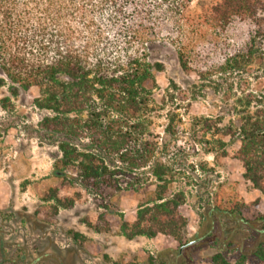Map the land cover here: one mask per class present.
Returning <instances> with one entry per match:
<instances>
[{
  "label": "trees",
  "instance_id": "1",
  "mask_svg": "<svg viewBox=\"0 0 264 264\" xmlns=\"http://www.w3.org/2000/svg\"><path fill=\"white\" fill-rule=\"evenodd\" d=\"M260 13L264 0H0V88L7 86L13 97L38 90L35 107L50 113L40 128L60 139L56 177L64 176L62 167H75L80 185L102 194L117 187L114 176L131 178L136 171L150 170L151 198L138 205L132 223L121 217L119 233L126 240L160 234L178 244L173 253L212 242L216 251L210 264H264V216L245 219L243 204L205 209L198 231L186 238L187 219L179 212L186 193L172 191L171 167L164 161L168 147L151 132L160 109L153 99L155 74L164 68L147 53L150 44L167 34L164 38L176 48L178 64L187 73L191 49L208 31L217 36L236 20L257 22ZM252 63L251 52L232 55L217 69L196 74L204 80ZM229 113L227 125L218 117L211 135L217 139L204 152L215 160L225 158L227 146L238 142L234 158L242 165V177L264 196V77L255 91L233 102ZM172 122L168 117L164 133L169 137L176 135ZM203 122L210 131V120ZM56 202L63 208L73 205ZM86 226L96 233L110 230L106 224Z\"/></svg>",
  "mask_w": 264,
  "mask_h": 264
},
{
  "label": "rangeland",
  "instance_id": "2",
  "mask_svg": "<svg viewBox=\"0 0 264 264\" xmlns=\"http://www.w3.org/2000/svg\"><path fill=\"white\" fill-rule=\"evenodd\" d=\"M206 34L191 49L187 73L178 64L176 48L164 38L167 34L147 47L149 60L164 68L155 74L153 99L160 109L151 132L168 147L164 161L171 167L172 191L186 193L179 212L187 219L188 239L198 231L201 215L209 207L239 203L247 207L245 219L264 216V196L243 179L242 165L234 158L238 142L227 146L225 158L215 160L204 152L217 139L211 135L218 117L223 118L221 125H227L233 102L255 91L264 77V13L257 22L236 20L217 36ZM250 52L253 63L241 71L213 73L204 80L196 74L217 69L232 55ZM38 96L36 88L19 91L15 97L7 86L0 88V264L161 263L159 254L178 247L172 238L159 234L153 240L128 241L119 239L117 230L121 217L134 218L138 205L151 198L155 187L150 170L136 171L131 178L114 176L117 187L102 194L83 188L75 167H62L64 176L56 177L60 139L40 128L50 113L35 107ZM5 98L8 102L1 103ZM168 117L173 119L174 137L164 133ZM204 118L210 120V131ZM80 143L87 145L86 140ZM137 179L141 183L136 184ZM56 199L73 205L63 208ZM87 222L100 228L106 224L110 230L96 233ZM71 232L82 238L74 239ZM215 251L212 242L199 243L185 248L183 259L186 264H210Z\"/></svg>",
  "mask_w": 264,
  "mask_h": 264
},
{
  "label": "flooded vegetation",
  "instance_id": "3",
  "mask_svg": "<svg viewBox=\"0 0 264 264\" xmlns=\"http://www.w3.org/2000/svg\"><path fill=\"white\" fill-rule=\"evenodd\" d=\"M184 249L185 248L180 249L178 253L171 252L172 250L176 249H170L166 253H161L156 257L157 259L161 260V263L155 261L153 264H176V262L179 264H186L183 259V256L185 255Z\"/></svg>",
  "mask_w": 264,
  "mask_h": 264
},
{
  "label": "crops",
  "instance_id": "4",
  "mask_svg": "<svg viewBox=\"0 0 264 264\" xmlns=\"http://www.w3.org/2000/svg\"><path fill=\"white\" fill-rule=\"evenodd\" d=\"M135 220V217L134 218H131V219H129V220H127V222H129V223H132L133 221ZM116 228H117V226H116ZM117 230H118V237H119V239H125L124 237H122L121 235H120V233H119V226H118V228H117ZM156 238V237H155ZM155 238H152V239H147V240H153V239H155Z\"/></svg>",
  "mask_w": 264,
  "mask_h": 264
}]
</instances>
